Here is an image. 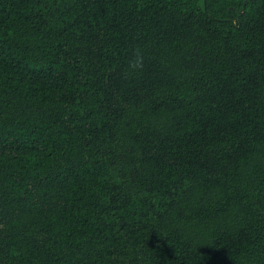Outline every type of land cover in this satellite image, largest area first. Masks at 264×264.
Segmentation results:
<instances>
[{
	"label": "trees",
	"instance_id": "1",
	"mask_svg": "<svg viewBox=\"0 0 264 264\" xmlns=\"http://www.w3.org/2000/svg\"><path fill=\"white\" fill-rule=\"evenodd\" d=\"M0 264H264V0H0Z\"/></svg>",
	"mask_w": 264,
	"mask_h": 264
}]
</instances>
